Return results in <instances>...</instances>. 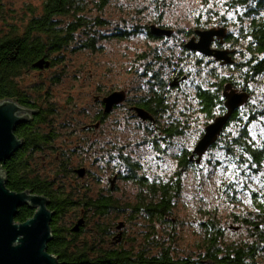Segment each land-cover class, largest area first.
Returning <instances> with one entry per match:
<instances>
[{
  "label": "rangeland",
  "instance_id": "rangeland-1",
  "mask_svg": "<svg viewBox=\"0 0 264 264\" xmlns=\"http://www.w3.org/2000/svg\"><path fill=\"white\" fill-rule=\"evenodd\" d=\"M41 1L0 0V33H7L12 27H18L20 32L23 22L30 18V10L39 13ZM161 1L163 6L158 0H109L98 13L89 3L86 10H92L90 16L105 22L97 30L94 48L84 47L86 37L79 32L57 56H51L52 66L26 72L20 82L23 90L35 88V93L39 92L40 98L44 96L55 112L45 125L56 136L53 143L33 155L32 165L38 177L52 180L56 189L58 186L65 190L80 188L79 191L85 190L94 197L111 194L119 207L134 205L137 195L144 194L137 183L125 179L128 173L160 183L178 180L180 192L173 200L171 211L174 224L165 228L156 223L153 232L159 239L171 234L174 255L195 260L197 246L204 239L201 223L210 219L219 222L218 227L223 231L221 242L255 244L256 230L253 225H243L241 219L257 222L255 202L264 204V157L262 170L254 173V168L252 171L248 167L253 166L249 157L240 151L228 154L223 143L218 142L217 147L202 156L197 168L180 172V154L194 148L204 125L209 122L199 113L195 89L214 88L218 78L225 77L244 84L250 90L248 107L227 127L226 136L235 137L238 126L242 127L250 143L259 149L264 146V73L244 82L247 53L239 33L248 24L244 16L249 4L233 5V0ZM263 15L264 11L259 14ZM159 17H162L161 27L172 30V34L154 41L146 36L145 28ZM223 23L236 39L226 45L236 54L232 66L226 67L222 61L184 50L192 32L201 29L198 26L214 28ZM119 31L127 34L126 37H115ZM155 53L159 54L161 63L155 59ZM180 73L185 75L181 79L183 83L177 91L169 93L166 112L157 118L160 126L177 121L181 125L180 135L171 138L161 135L163 140L157 139L153 145L150 138L153 133L157 134L159 127L153 130L140 124L132 112L133 100L149 95L153 76H159L167 86L168 80ZM55 78L57 81H53ZM113 92L123 93L124 100L107 113L97 127L96 118L102 110L100 102ZM62 151L69 154L66 162L60 157ZM64 163L67 172L60 175L57 167ZM127 164H133L134 171L131 172ZM79 168L87 172L83 178L73 173ZM113 175L117 178L109 190ZM75 196L73 194V198ZM79 210L64 212L60 219L62 228L80 218ZM234 216L239 218L237 223ZM98 223L113 229L123 223V247H136L144 236L150 237L149 223L126 211L112 213ZM82 226L78 241L99 240L97 222L85 221ZM258 246L264 250L263 244ZM255 261L264 264V251L259 252Z\"/></svg>",
  "mask_w": 264,
  "mask_h": 264
},
{
  "label": "trees",
  "instance_id": "trees-1",
  "mask_svg": "<svg viewBox=\"0 0 264 264\" xmlns=\"http://www.w3.org/2000/svg\"><path fill=\"white\" fill-rule=\"evenodd\" d=\"M108 1L42 0L39 13L34 14L30 10V18L23 22V28L20 32L18 27H12L7 33H0V101L13 100L20 106L35 113L30 121L15 131V135L23 140V145L2 164V169L6 173V188L15 193L31 191L33 194L43 196L49 200L48 208L54 215L50 223L52 239L47 245V252L57 257L60 264H257L255 257L258 256L260 251H264L258 246L261 244L264 246V204L261 202H255V205H257L255 207L257 222H252L247 218L241 219L243 225H253L252 228L256 230L255 244L230 245L225 244L223 241L221 242L223 231L218 227L220 226L219 222L210 219L208 222L201 223L204 239L197 246L196 259L193 260L191 257L179 258L174 255L175 245L171 234L167 233L159 239L156 233L153 232L156 229V223L159 224V227L162 225L161 227L165 228L169 227L168 224L170 227L174 224L171 211L173 209V200L178 197L180 192L181 183L178 180L160 183L156 182V179L148 180L146 176L144 178H136L134 175L128 173L125 179L137 183L144 191V194L137 195L138 199L134 205L119 207L111 194H99L94 197L87 195L85 190L79 191L81 190L80 188L65 190L63 187L58 186L56 189L52 184V180H43L38 177L37 169L35 165H32L33 155L53 143L56 136L45 125L48 124L49 116H52L55 112L51 103L47 102L44 96L40 98L39 92L35 93V88H32L31 91L28 89L23 90L20 81L26 72L47 69L44 66L43 69L33 67L40 60H43L45 62L44 65L47 64L48 67L52 66L54 59L51 56H57L64 47H67L74 40L75 35L79 32L83 33L86 37L84 47L93 49L98 36L97 30L103 27L105 22L97 16L92 18L90 16L92 10L90 12L87 11L86 6L90 3V7L94 9V12L98 13L102 11ZM233 1V5L247 6L249 4L244 16L248 24L239 33L241 39L245 41V51L247 53V73L243 77L244 82H247L264 73V15L259 16L264 11V0ZM158 2L159 4L162 3L161 0H158ZM233 5L231 6L232 8ZM158 9L161 11V7H158ZM160 23H162V17H159L152 25L145 28L147 30L145 32L146 36L149 39L154 41L163 39L162 37L157 38L150 34L149 28L151 26L170 30L161 27ZM198 28L201 29H195L194 31L219 28L225 30L226 37L224 39L219 40L215 38L213 41L212 45L214 46L212 47L217 51L225 50L224 45L226 46L229 42H236V39L232 38V31L224 23L214 28H210V26H207L205 29L201 26H198ZM194 31L189 39L192 37L197 39ZM126 35L124 32L119 31L115 37L125 38ZM226 51L231 52L229 57L232 63L223 66L229 67L234 63L233 58L236 54L234 50H230L229 48ZM158 55V53H155L154 57L161 63L162 59ZM184 76L183 73H180L178 76L171 78V80H168L167 86L159 76H153V84L149 85V91L147 92L149 95L133 100V108H141L153 118L152 122L147 120L141 121L138 118L140 124L148 126L153 130L159 127L156 129L157 134L153 133L151 135L150 141L153 145L157 139L163 140L160 137L161 135L166 136V138H171L177 134L180 135L179 128H181V125L177 121L160 126L157 118L166 112L169 93L179 89L183 83L181 79ZM174 79L178 80V85L169 87V83ZM53 81H57V79L55 78ZM226 85L231 86L233 90L238 92L244 91L248 96L250 94V90L244 84H239L226 77L218 78V83L214 88L195 89L198 110L200 114L208 118L209 122L207 125L216 117L225 113L222 92ZM100 103L102 110L97 115L95 123L98 126L99 122L106 115L104 113V105L102 102ZM116 107L114 106L113 108ZM246 107H248V101L232 114L222 133L208 151L217 147L218 142H222L223 149L228 154L240 151V153L249 157L253 166L248 167L250 170L254 168V171L252 170L254 173H259L262 170L264 146L257 149L248 140L244 129L239 126L237 130L238 135L232 138L228 135L226 136L227 127L232 122L237 121L241 110L246 109ZM132 112L134 113V111ZM206 126L204 125L198 139L204 134ZM148 134L150 135L151 133L148 132ZM192 150L193 148L191 150L186 149L180 154V172L188 168H197L201 163V161L198 164L195 163L196 157H193L192 161L189 160ZM68 156L69 154L66 151L60 153V157L65 162ZM65 166L66 163L57 167V170L61 171L60 175H64L67 172ZM127 168L131 169V172L134 171L133 164H127ZM80 169L84 170V176L87 173L84 168L73 170V173L78 178L80 177L76 174V171ZM113 178H117V175H113L111 179ZM109 190H112L110 185ZM73 194L77 196L73 198ZM78 208H80V218L75 219L71 226L62 228L60 219L64 212L78 210ZM123 211H126L128 214L132 213L135 218L141 217L147 224L149 223L150 237L144 236L142 243L136 247L134 245L129 247L121 245L125 243L123 242L121 231L125 226L123 223L121 228H118L120 224L118 223L114 226V229L103 225L99 226V221L107 219L112 213ZM31 216L32 211L27 208H20L14 222L22 223ZM238 220L239 218L234 216V223H237ZM79 221H82V225L85 221L97 222L96 229L99 240L78 241L80 234L83 232V226L78 228L76 232L73 229ZM257 225H260V227H257ZM232 229L237 230L238 227H232Z\"/></svg>",
  "mask_w": 264,
  "mask_h": 264
},
{
  "label": "water",
  "instance_id": "water-1",
  "mask_svg": "<svg viewBox=\"0 0 264 264\" xmlns=\"http://www.w3.org/2000/svg\"><path fill=\"white\" fill-rule=\"evenodd\" d=\"M149 29L150 34L157 38L170 37L172 34V31L157 26H151ZM194 34L197 39L192 37L184 44L185 50L222 61V65L232 63L229 57L231 52L217 51L212 48L215 38L222 40L226 37L224 29L196 30ZM44 63L40 60L33 67L48 68V65ZM176 85H178L177 79L169 83V87ZM222 96L225 113L206 126L204 134L194 146L189 160L192 161L193 157H196V164L200 163L202 156L216 142L232 114L249 98L244 91L237 92L229 85L224 87ZM123 100L124 94L118 92H113L104 98L102 101L104 113H109ZM133 111L141 121L152 122L153 118L143 109L133 108ZM34 114L32 110L20 106L13 100L0 101V264H60L57 257L47 252V245L52 239L50 223L54 215L48 208L49 200L31 191L15 193L8 190L6 173L2 169V164L23 145V140L15 135L16 129L30 121ZM76 174L82 178L84 170H77ZM114 180L115 178L110 184L111 189ZM20 208L32 211V216L22 223H15L14 220ZM80 227H82V221L78 222L73 231L76 232ZM121 227L122 223L118 228Z\"/></svg>",
  "mask_w": 264,
  "mask_h": 264
},
{
  "label": "flooded vegetation",
  "instance_id": "flooded-vegetation-1",
  "mask_svg": "<svg viewBox=\"0 0 264 264\" xmlns=\"http://www.w3.org/2000/svg\"><path fill=\"white\" fill-rule=\"evenodd\" d=\"M214 46V45H213ZM224 49H228V48H226V46L224 45ZM100 105H101V103H100ZM153 124H155V123H153ZM96 126L98 127V124H96ZM94 127V126H93ZM95 128V127H94Z\"/></svg>",
  "mask_w": 264,
  "mask_h": 264
}]
</instances>
